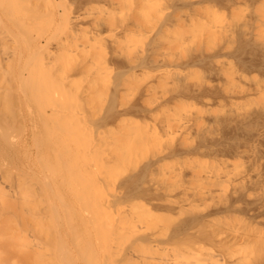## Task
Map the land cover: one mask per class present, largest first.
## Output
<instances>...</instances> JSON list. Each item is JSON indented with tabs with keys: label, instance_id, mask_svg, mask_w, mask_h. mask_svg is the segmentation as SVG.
<instances>
[{
	"label": "bare ground",
	"instance_id": "6f19581e",
	"mask_svg": "<svg viewBox=\"0 0 264 264\" xmlns=\"http://www.w3.org/2000/svg\"><path fill=\"white\" fill-rule=\"evenodd\" d=\"M97 4H101L99 9ZM7 6L15 7L16 11L25 9L22 13H10ZM64 52H70L67 58L72 56L71 60L82 57V64L79 58V62L74 58L77 66L72 61L70 65L76 67V75L87 79L84 89L79 92L72 89L76 93V98L71 94L72 99L69 91L70 86L74 88L70 81L73 75L61 77ZM104 82L107 85L111 82L106 116L113 120L128 113L138 117L133 121L131 136L126 137L128 140L116 139L118 145L123 143L118 146L120 149L137 146L140 151L134 154L138 158L141 150L161 142L169 135L167 132L178 137L174 138L172 148L166 149L165 156L146 155L139 162L138 172L126 174L118 185L112 173L121 166L120 159L109 162L107 151V160L104 154L98 157L105 159L101 162L94 158L100 145L91 141L97 129L96 123H91L97 119L89 118L93 129L83 119L88 115L80 117L87 110L84 107L101 96ZM128 85L136 90V99L129 107L118 109L114 99L117 93L123 95L121 90ZM61 89L66 91L62 94L65 100L70 97L72 103L73 100L79 103L76 105L81 108L71 104L73 112L80 114L79 110L84 109L82 114L61 117L64 102ZM158 89L165 94L153 98ZM7 94L32 119L27 134L23 130L9 133L0 129L1 143L12 145L22 161L16 176L19 181L14 180L16 185L26 191L31 189L28 193L18 190L9 195L31 205L45 203L43 215H48L49 221L52 217H56L54 221L61 220V224H55L56 227L60 224L55 231L58 244L62 243L60 237L67 239L73 231L79 232L71 245L73 235L71 240L67 239L69 242L63 241L65 246L55 245L61 252V261L58 255L49 252L51 249H45L50 244L44 248V243L43 251L49 253L41 251L45 258L41 264H52L46 261L53 256L60 264H78L81 255L78 258L79 253L75 255L74 251L80 249L83 264L90 257L94 258L89 264L183 262L178 255L159 262L158 257L161 259L168 249L178 252L187 249L191 256L189 263L215 260L212 263L264 264V0H0V109L9 113ZM70 101L64 104L69 105ZM169 103L175 106L178 103L177 109L180 103L189 106L190 113L182 119L170 113V118L173 117L170 122L165 118L167 122L161 123L163 118L139 134V123L148 121L153 110ZM71 105L67 115L72 111ZM85 129L92 134H89L91 143L85 141V136L77 139L72 134L75 139L69 138L72 131L80 133L79 130ZM65 133L68 140L75 141L73 145L69 142V146ZM96 133L105 137L98 134V129ZM112 144L109 153L116 155L119 151L123 155L124 150L116 151V143ZM61 148H65L64 155L69 153L72 158L77 155L96 166L100 169L99 176L95 173L92 176V171L85 169L86 172H80L84 179L76 177L80 180L77 187H72L69 181L66 186L71 185L70 189L61 188ZM188 153L200 156L204 166L201 171L190 178L155 182L152 174L164 157ZM115 165L119 166L115 169ZM68 166L70 170L71 165ZM103 168L110 169L108 174L101 172ZM85 173L91 177L86 178ZM20 181L25 182L24 186H20ZM187 207L190 213L173 228L169 227L170 231L164 228L169 231L165 236L161 232L163 226L152 221V225L148 224V217L158 212L170 214ZM224 216L236 218L234 221L238 219L240 223L230 221L234 225L229 228L211 224L215 218ZM46 228L45 236L50 240V235H55L54 227ZM45 236H41L45 242L56 244L55 238L49 241ZM84 245L96 254L87 257ZM37 248L34 252L39 256L42 248ZM32 255L29 257L34 260L36 255ZM96 255L101 258L95 259ZM38 258L35 264H40Z\"/></svg>",
	"mask_w": 264,
	"mask_h": 264
},
{
	"label": "rangeland",
	"instance_id": "374dc122",
	"mask_svg": "<svg viewBox=\"0 0 264 264\" xmlns=\"http://www.w3.org/2000/svg\"><path fill=\"white\" fill-rule=\"evenodd\" d=\"M97 5H96L97 6V9H99V5H101V4H97ZM104 5H102V6H104ZM106 5L108 6V4H106ZM6 8H7V10L8 9L10 10V11H8L10 13H12V12L13 13H18V12H21L22 13L21 10L25 9V8L21 7L23 9H19V10L16 11L15 10V7H13V6H11V7L10 6H7ZM18 8H20V7H18ZM16 9H17V7H16ZM13 45H15V44H13ZM61 49L63 50L62 47H61ZM68 53H70V52H68ZM68 53H65L64 52L65 55L68 54ZM65 55H62L61 56V60H62L61 61V77L64 76V75H67V74L68 75H71V76L73 75L72 76L73 80H70V81L73 82L74 88H76V86H78L76 89H74V88H72V86H70L71 89L69 91V96L72 99V96L73 95H74V98H76V93H74L73 90H75L76 92L77 91L79 92L80 90L84 89V87H83L84 86V82H85V86H86L87 85V83H86L87 79L86 78L83 79V77L81 78L79 75H76L75 74L76 73V70L74 68H76V67L73 68V66H75V65L77 66L78 63L76 64V61L78 60L79 57L75 58L73 56L76 59V61L73 62V59L74 58L71 60V57H72L71 55H70L71 57H69V59L67 58V56H69V54L66 55V56ZM62 57H64L65 60ZM81 59H82V57L80 56V58H79V61L80 62L79 61H77V62H79V63L82 64ZM70 61H72V65L73 66L70 65L71 64ZM74 63H75V65H74ZM65 64L66 65H69V66H66ZM71 66H72L73 69L70 68ZM69 73H71V74H69ZM75 76H77L78 79ZM107 77H109L111 79V75H108ZM75 78H76V80H75ZM81 79H82V81H81ZM75 82H76V85H75ZM110 83H109V85H107L108 83H106V84H105V82L103 83L105 89H101V90H103L102 91L103 93L101 94V96L99 95L97 98H94L95 100H94V103H92L93 105L92 104H89V107H88V105L85 106V107L82 106V107H84V109H86V107H87V110L84 113H83V111H85L84 109H83V111H82V109H81V111L79 110V113L80 114L83 113L82 115L78 114V112H76V111L73 112V110H74L73 108L74 107L72 108V106L74 104H75L74 106H78L79 105V103L77 102V100H75V101L73 100V103L74 104L72 103V100L70 99V97H69V99L71 101L69 99L68 100H65L66 97L65 98H64V96L62 97V94L65 95L66 94V91H64V90L62 91V89H61V100H62V98L64 99V102H62L63 100L61 101L63 103V104H61V113L63 114V115L61 114V117L64 118V117H68V116H75L77 114V115H80V117L81 116L84 117V116H87L88 115V117L83 118V119L88 120V123L89 122L91 123L92 120H96V119L98 120V122H96L97 121L96 120V121H93L91 124L96 123L95 125H96V128L98 129V132H99L98 134H100V135H103L104 134L103 136H105V137H102L103 139L101 137H98V135L96 133L97 132V129L96 130L94 129L95 126H91L90 123L89 124L87 123L88 125H90L94 129V133H92V134H94L95 136H93L94 137V140H91V141L92 142H96V144H99L100 145V148H99L100 151H99L98 154H96V156L94 158H96V157L98 158L99 155H102L103 156V154H104L105 159L107 158V155H109V158H108L109 162L110 161H112V162L115 161L116 162V161H119L118 159H120V161L118 162L119 165L121 163V166L119 167V169H117V171H114L111 168L113 170V172H115V173H112L113 174V181L115 182V180H116L117 183L116 182L115 183H116V185H118L120 179L122 177L124 179V177H125L126 174H129L130 173L129 175H131L132 172H133L132 175H134V174H136L138 172L139 167H140L139 164L141 163V161H144L145 160L146 155L147 156H153V155H162V154H164V156H165V152H167L166 149L172 148V146L174 145V138H178V137H176V135H174L175 136L174 137L172 134H170L172 132H167L166 134H169V135H165L164 134L165 136H164V138H162L161 142H158V143L150 146V148L147 149V150H141L140 154L138 153V156L139 155H141V156H139L138 158L134 154V152H136L137 150L140 151V149H138L137 146L135 147L133 145V146H128V147H125V148H121L120 149L118 146L123 145V143H120V145H118L119 143H117V141L118 140H120V141H123L124 140V142H125V139L128 140L127 138H129V137H127V135L128 136H131V134L133 132V129H134V127H133V121H136L135 119L138 120V117L136 115H134V114L128 113V115L127 114L126 115L125 114L124 115L122 114L120 117H118L116 119L114 118V120H113V118H110L109 119V117L106 116L107 114H109L107 112V110L109 108L108 107V105H109L108 102H110V98H108L109 95H107L108 94L107 93L108 92L107 89L110 86ZM71 84H69V85H71ZM128 86L130 87V85H128ZM128 86H125L121 90V92L123 93V95H120L121 93L120 94L117 93V95H116L117 97H116V99H114V100L117 101V104L118 105H121V106H118L116 104L117 107H118V109H120L119 107H121V108L122 107L123 108L129 107L135 101V99H136V97H134L136 95L135 94L136 93L135 92L136 90L133 91L131 89V87L133 88V86H131L130 89H129ZM6 88H7V86H6ZM124 93H126V94H124ZM71 94H72V96H71ZM163 94H165L164 93V90L158 89L156 92H154L153 98H155V97L160 98ZM106 95H107V97H106ZM6 96H8V99L10 100V102H9V100L6 98L8 100V102H9V107L10 108H9V113H8V111L5 112V111H2V109H0V129L7 130V132H9V133L15 132L16 130H17L16 133H18V130H21V131L23 130L22 132H24L25 134H27L28 132H30L29 130L31 129L32 119L29 118V117L27 118L26 112L23 111V110H20L19 108H17V106H15L16 104H13L14 102L12 101L13 100L12 95L7 94ZM149 100H152V97ZM69 101L71 102L69 105H65L64 104V103L68 104ZM100 101H102V102H100ZM116 101H114V103ZM75 102H77V103H75ZM99 102H100V105H99ZM130 102H131V104H130ZM0 104H1V102H0ZM71 104H73V105H71ZM76 104H78V105H76ZM169 104H164L165 106H162L161 105L162 106L161 109H158L156 107L157 109L155 111L153 110V112H152L153 116L151 114L152 117L148 121H146V120L142 121L141 120L142 122L139 123L140 124V128H141V129H139V134L144 130V128L146 129V128L152 127L153 125H156V124H158L160 122L162 123L165 120V118L168 119L169 122H170V120L173 119V117L170 118V116H172L171 114H173L175 118L180 115L178 118H181L182 119L183 117L186 118L187 115L190 113V109L191 108H189V106H186V105L180 103L181 106L179 104V107L180 108L177 109L178 108V103L176 105L177 108H176V106L173 103H171L172 105L171 104L169 105ZM70 105H71V110L72 109L73 110L72 111H69V113L67 115L68 110H70ZM182 105H184V106H182ZM78 107H80V106H78ZM14 108H16L17 111ZM78 109L75 108V110H78ZM104 109H105V113H104ZM185 109H186V111H185ZM93 111H96V114H93L94 113ZM1 113H2V115H1ZM71 113H72V115H71ZM168 114H170V116ZM96 115H97V118H96ZM94 117H95V119H94ZM18 118H19V120H18ZM89 118H91V119L93 118V119L90 120ZM99 118L100 119L101 118H104V119H101L100 120ZM161 119H163V120H161ZM102 121H104V122H102ZM90 126H86V127L89 128ZM130 129H131V131H130ZM21 131H19V134L22 133ZM79 131H80L81 134L80 133H77L78 130L77 131L75 130V131H72L73 133L71 132V135L70 136L67 135V134H70L69 132L67 134L65 133L66 139L68 138L67 136H69V138L71 136L72 137L75 136V138H77V139H78V137L80 138L82 136L83 137L85 136L86 137L85 138L86 140L85 139L84 140L87 143H91L90 139L92 137L89 138V136H91L92 134L89 132L90 130L88 131V130L85 129L84 131L86 133L83 130L82 131L79 130ZM102 131H104L105 133H103ZM61 133H62V130H61ZM72 134H74V136ZM89 134H91V135H89ZM173 134H175V133H173ZM123 136H125V138ZM72 137H71V139H72ZM121 137L123 138L122 140H121ZM0 138H1V136H0ZM75 138H73V139H75ZM99 138H100V140H98ZM71 139H69V140L67 139L68 143L71 142ZM116 139H117V141H116ZM88 140H89V142H88ZM1 141L2 140L0 139V264H29V263L30 264L31 263L35 264L36 263L35 262V259L37 257H39L37 263H40L41 262V259L44 258V256H43L44 253L43 252H45V251H43V250H45V249H47V251L49 249H51V250H49V252H51L52 255H55V256L58 255V258L61 261V252H60V250L57 249V247L55 245H58V246H59V244L62 245L63 244V241L64 242H66V241L69 242L72 239V237H73V240L70 241V245H71L72 244L71 242H74V240L76 239L75 237H76L77 234L75 235V233H77L78 231L77 232L73 231V233H71V235H73V236L71 237V235H69L68 237H70V238L67 237V239H70V240H67L66 237H63L66 240H62L63 238L60 237L61 240H59V241H61L62 243L59 242V244H58V239L59 238L57 237L58 235H56L57 233L55 231H56L57 227L61 224V220L59 219V221H54V220H57V219H55L56 217L55 218L52 217V219H53V221H52L51 217H49L51 219V221H49V219L47 218L48 215L46 217L43 215V214L46 215V209L47 208H46L45 203H39V204H36V205H33V204L31 205V204L27 203L25 200H22V201L20 200L19 201V200H15V199L11 198V196L15 194L14 193L15 191H18L19 190V192L24 191L23 193H28V192H30L31 189L28 190V188H27L28 191H26V188L25 187L24 188H22V187L20 188V187H18V185H16V182L14 180H17V182L19 181L17 179L18 177L16 178V176H18L17 175L18 174V171L22 167V161H21L20 157L17 156L18 155V152L16 153V149L12 145H10L8 143L5 144L3 142L1 143ZM177 141H178V139H177ZM177 141H175V144L177 143ZM74 142L75 141L71 142V144L74 143ZM107 142L109 143V146H107L108 145ZM113 142L116 143V146L117 147H115V144H114V147L116 148V149L115 148L114 149L116 151H117V148H119V150H121V151L123 149L124 150L123 152L124 153H127V154H124L123 153V155H122V153L120 154V152L118 151L119 152V155H118V152H116L117 154L114 152L115 150L113 151V153L116 154L118 157H116V155L110 154V153H112L111 149L113 148L112 147V145H113L112 143ZM106 143H107V145H106ZM71 144L69 143V146H71ZM63 149L61 150V188H65L67 190L70 189L69 187L71 185L69 187L66 186L67 182L69 184V181L72 184V187H75L73 185H76V184L78 185V183H79L78 181H80V180H78L79 178L76 179V177H81L80 176V174H81L80 172L81 171H84L85 169H88L86 171H90L91 170L92 172L91 171L90 172L92 173V176L94 175L93 173H95V175L97 174V176H99L100 169H98L96 166L90 165V163L88 161H86V160L83 161L84 159L82 157L81 158L83 160L80 159L77 155L75 157L77 159H80V160L74 159L75 162L73 164V161H74L73 158H75V157L72 158L71 155H68L69 154L68 153V150H66V152L68 154L67 155H64L65 154V148H63ZM105 151H107V155H106V152ZM130 153H132V154L130 155ZM15 154H17V155H15ZM112 155H113V157H112ZM126 155H128V156L126 157ZM110 156H111L112 160H110L111 159ZM133 156L136 157L134 160H132ZM124 157H125L126 160L124 159ZM99 158H101V157H99ZM99 158H98V160L101 162V160L103 159V157H102L101 160ZM105 159H103V160H105ZM199 159H201V158L196 153L195 154L188 153V154H184L183 156H175V157L174 156H172V157H169L168 156V157H164V159L161 160L160 163L157 165V167L154 169V172L155 173L153 172L152 178L154 177L153 178L154 180L156 178L158 181L155 180V182H158V183L160 181L161 182H164L165 180H168V179L173 180V181H176V180H181L183 178H190V177L193 176V174L195 172L201 171L203 169V167H204V166H202L203 161L201 163V161ZM62 160H64V161H62ZM69 162H71V163H69ZM62 163H63V165H62ZM68 165H71L70 166V170H69V166ZM116 166L117 165H115L113 167L116 169ZM105 169L106 168H103V170L101 171V172H103V174H104V171H106ZM108 170H110V169H107V171H106L107 174H108ZM86 171H84V172H86ZM134 172H136V173H134ZM87 173H89V172H87ZM83 175H84V173H83ZM87 175L88 174H86V178H87ZM102 176H104V175H102ZM83 177L84 176H82L81 178H83ZM89 177H91V176H89ZM111 180H112V178H111ZM121 181H122V179H121ZM24 183L21 182L20 186L23 185ZM27 183H29V181H27L26 184ZM63 184H64V186H66L68 188L64 187ZM77 185H76V187H77ZM27 186L28 185H26V187ZM16 188H18V189H16ZM11 192L14 193V194H12ZM8 196H10V199L6 198ZM187 208L186 209H183V211H179L178 210V212H171L170 214H168L166 212H158V214H156V215L154 214L153 216H149L148 217L149 218V221H150V222L148 221L149 222L148 224H150L151 221H152L153 223H155L156 226H163L162 228L161 227H158V228L159 229L160 228L163 229L161 232L164 231L163 232V235L165 236V232L166 233L169 232L170 231V228H173V226H174V224H176V222H179L180 219L181 220L184 219V217L187 216L188 213H190V211H189L190 208L189 207H187ZM39 215L40 216H43V217L41 218ZM215 219H214L215 221L214 220L211 221V222H213L211 224H214L216 226L222 225V226H225L226 228H229V227L233 226L234 225L233 222H235V224H236V222H238L237 221L238 219L236 221H234L236 218L234 220L233 219L231 220L230 218H227L226 216L219 217V218H215ZM230 221H233V222H231L232 224L230 223ZM57 222H60V224H58V226L56 227L55 224H57ZM46 223H48V224H46ZM51 223H53L54 225L53 224L51 225ZM238 223H240V222H238ZM148 224H147V226H148ZM151 225H152V223H151ZM145 226L146 225H144V227ZM237 226H235V227H237ZM46 227H49V228H52V229L54 227L53 230H54V233H55L56 236L54 234H52V235L49 234V235L52 236V237H50L51 239L55 238L53 240L56 241L55 242L56 244L53 245L52 243H49V242L47 243V242L44 241L45 239L43 240L44 237L43 238L41 237L42 234L44 236H45V234H47L44 231V229L47 230ZM167 227H168L169 231H168V229H165L164 230V228H167ZM145 228L147 229V227H145ZM49 230L50 229H48V231ZM53 230L51 231V233H53ZM164 236H163V238H164ZM56 237H57V240H56ZM45 238H47V237L45 236ZM54 241H53V243H54ZM33 242H35L34 245H32ZM44 243H45L44 248H45L46 244H47V246H48V244H50L49 245V248L46 247L44 249L42 247ZM36 246L38 248H40V247L42 248V249L40 248L41 250H39L40 252L43 251V252H41V255L42 256L39 255L40 254L39 251H37L39 256H37L36 253L34 252L35 249L37 248ZM53 246H55V247H53ZM62 246H65V244H63ZM84 246H81V248L83 249V247H84L85 249L86 248L89 249V250L83 249V253H85V255L87 254V257H89L88 254H92L93 253V255H94V252L96 254V251L95 250L93 251V249L91 247L89 248L86 245H84ZM34 247H36V248H34ZM58 248H61V247L59 246ZM80 250L74 251V254L76 252L79 253L77 255L78 258L80 257L79 255H81V258L83 257L82 254H81L82 253V250H81V252H80ZM47 251L45 252V254L46 253H49ZM170 251L171 250L168 249V253H167V250H165L162 254L160 252L162 258L159 259L160 256L158 257L159 262H164L165 259L167 257H169V256L171 257V255H173V256L174 255H178L179 258H181L183 260V262L180 263V264H214V263H216V262L212 263L215 260L208 261V262H206V261H197V262L189 263L190 260H191V258H190L191 256H190V253H189V251L187 249H184L181 252H178L177 250H172L171 251L172 254L170 253ZM32 253H33V255H32ZM30 254L32 256H35L36 255L34 257L35 258L34 260H33V257H29ZM247 254L249 256H252V254L249 253V252ZM93 255H91V256H93ZM55 256H53L52 259L55 260V261L57 260L56 263L57 264L58 263L60 264L61 262L60 261L58 262V258L56 259ZM139 256H138V259L141 260L142 259L141 257L143 256V253H141ZM45 257L48 258V256H45ZM50 257H51V255H50ZM81 258H79L80 260L78 259V262H79L78 264L81 263V261H82ZM84 258H85V256H84ZM93 258L90 257V258H88L89 260L87 259L88 264H89V261H92L93 260ZM97 258L100 259L101 258V255H98V257L96 255L95 256V259H97ZM39 259H40V261H39ZM49 259L46 262H48V263L49 262H52V264H53V262H55V261H52V259L49 261ZM95 259H94V261H95ZM44 260H45V258H44ZM94 261H93V263H94ZM87 262H84V263L87 264ZM42 263L44 264V262H42ZM81 264H83V263H81Z\"/></svg>",
	"mask_w": 264,
	"mask_h": 264
}]
</instances>
